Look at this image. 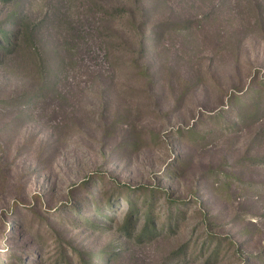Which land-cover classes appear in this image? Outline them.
I'll return each instance as SVG.
<instances>
[{"label":"rangeland","instance_id":"1","mask_svg":"<svg viewBox=\"0 0 264 264\" xmlns=\"http://www.w3.org/2000/svg\"><path fill=\"white\" fill-rule=\"evenodd\" d=\"M263 83L264 0H0V264H264Z\"/></svg>","mask_w":264,"mask_h":264},{"label":"trees","instance_id":"2","mask_svg":"<svg viewBox=\"0 0 264 264\" xmlns=\"http://www.w3.org/2000/svg\"><path fill=\"white\" fill-rule=\"evenodd\" d=\"M139 1H141V0H139ZM120 8H121V10H124V11H127L128 10V9L126 10L124 7H120ZM4 37H5V39L7 41H11L9 34L4 33ZM254 84H256V83H254ZM263 85H264V83L263 84H260L259 87L256 88L255 94L254 95H251L247 99H241V98L237 99L236 100V106L248 107L250 105L255 104L256 101L259 100L261 98V96H262V92H263V89H264L263 88L264 87ZM152 197H153V195H150V196L147 195V198H145L144 200H146V199H149V200L150 199H153ZM144 200H141L143 204H144ZM122 201H126L130 205V207H131V210H130L129 214L125 218L126 221H128V219H130V217H131V214L133 212H135V210H136L135 205L137 206V204H138L137 203V199L131 197L130 195H127V196H125L122 199ZM97 203H98V201H95V204L96 205H97ZM106 203H107V206L111 205V200H107ZM97 211H100L99 210V206L97 207ZM142 214H144V216H145V222H144V224H143V226L141 228V234H150V232L152 231V226L154 224V217H153L150 209L145 210ZM85 221H86V223L94 224V220H92V219H86ZM126 221L122 225V228L124 230H126L127 234L131 235L132 234V233H130L131 230H129V225L126 223ZM215 249H216V246L214 247V251H215ZM91 254L95 257L94 259H96L98 256L101 255V253L100 254L99 253H96V254L95 253H91ZM79 259H80L79 260V264H88V263H86V262H84L82 260V257L81 256L79 257ZM262 259H264V256L262 257Z\"/></svg>","mask_w":264,"mask_h":264}]
</instances>
